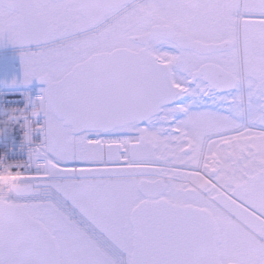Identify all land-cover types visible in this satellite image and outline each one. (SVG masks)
I'll return each instance as SVG.
<instances>
[{
  "label": "snow or ice",
  "instance_id": "1",
  "mask_svg": "<svg viewBox=\"0 0 264 264\" xmlns=\"http://www.w3.org/2000/svg\"><path fill=\"white\" fill-rule=\"evenodd\" d=\"M9 48L0 264H264V0H0Z\"/></svg>",
  "mask_w": 264,
  "mask_h": 264
},
{
  "label": "built area",
  "instance_id": "2",
  "mask_svg": "<svg viewBox=\"0 0 264 264\" xmlns=\"http://www.w3.org/2000/svg\"><path fill=\"white\" fill-rule=\"evenodd\" d=\"M33 94L35 93V90L33 88H28ZM8 99H20V92L19 91H13L8 93ZM8 177L7 174H0V178H6Z\"/></svg>",
  "mask_w": 264,
  "mask_h": 264
},
{
  "label": "clouds",
  "instance_id": "3",
  "mask_svg": "<svg viewBox=\"0 0 264 264\" xmlns=\"http://www.w3.org/2000/svg\"><path fill=\"white\" fill-rule=\"evenodd\" d=\"M33 108L38 110L40 108V105H33ZM6 174V173H3ZM0 189H2L4 192L8 191L7 187H4V182L0 181Z\"/></svg>",
  "mask_w": 264,
  "mask_h": 264
},
{
  "label": "rangeland",
  "instance_id": "4",
  "mask_svg": "<svg viewBox=\"0 0 264 264\" xmlns=\"http://www.w3.org/2000/svg\"><path fill=\"white\" fill-rule=\"evenodd\" d=\"M0 50H3V49H0ZM10 50V51H9ZM9 50H7V51H9V52H12V50L9 48ZM6 54H10V53H6ZM1 59H3V58H1ZM5 59V58H4ZM3 59V60H4ZM0 61H2V60H0ZM6 61L7 62H9V63H12V62H14L15 61V57H14V54L13 55H10V56H8V57H6Z\"/></svg>",
  "mask_w": 264,
  "mask_h": 264
},
{
  "label": "water",
  "instance_id": "5",
  "mask_svg": "<svg viewBox=\"0 0 264 264\" xmlns=\"http://www.w3.org/2000/svg\"><path fill=\"white\" fill-rule=\"evenodd\" d=\"M5 68H15L14 65H9V66H4V65H0V73H3ZM38 84H40V82H37Z\"/></svg>",
  "mask_w": 264,
  "mask_h": 264
},
{
  "label": "flooded vegetation",
  "instance_id": "6",
  "mask_svg": "<svg viewBox=\"0 0 264 264\" xmlns=\"http://www.w3.org/2000/svg\"><path fill=\"white\" fill-rule=\"evenodd\" d=\"M2 56H3V54H2V55L0 54V60H2V59H1V58H2Z\"/></svg>",
  "mask_w": 264,
  "mask_h": 264
}]
</instances>
